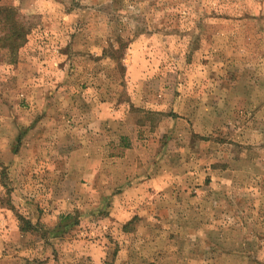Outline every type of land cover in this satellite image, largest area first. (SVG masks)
<instances>
[{"label":"rangeland","instance_id":"1","mask_svg":"<svg viewBox=\"0 0 264 264\" xmlns=\"http://www.w3.org/2000/svg\"><path fill=\"white\" fill-rule=\"evenodd\" d=\"M0 9V264H264V0Z\"/></svg>","mask_w":264,"mask_h":264},{"label":"trees","instance_id":"2","mask_svg":"<svg viewBox=\"0 0 264 264\" xmlns=\"http://www.w3.org/2000/svg\"><path fill=\"white\" fill-rule=\"evenodd\" d=\"M0 24L3 32L0 35V49L6 55H14L27 40V31L16 19V13L9 9H0Z\"/></svg>","mask_w":264,"mask_h":264}]
</instances>
